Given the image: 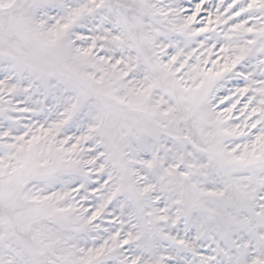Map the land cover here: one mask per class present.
Instances as JSON below:
<instances>
[{"label": "snow or ice", "instance_id": "snow-or-ice-1", "mask_svg": "<svg viewBox=\"0 0 264 264\" xmlns=\"http://www.w3.org/2000/svg\"><path fill=\"white\" fill-rule=\"evenodd\" d=\"M0 264H264V0H0Z\"/></svg>", "mask_w": 264, "mask_h": 264}]
</instances>
